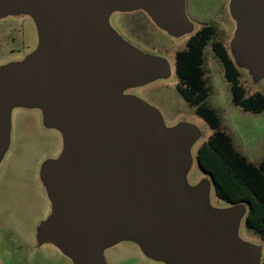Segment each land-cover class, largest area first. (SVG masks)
<instances>
[{
    "label": "water",
    "instance_id": "obj_1",
    "mask_svg": "<svg viewBox=\"0 0 264 264\" xmlns=\"http://www.w3.org/2000/svg\"><path fill=\"white\" fill-rule=\"evenodd\" d=\"M142 11L160 30H193L186 0H0V20L32 15L39 50L0 67V156L11 110L39 107L64 150L42 171L52 210L38 231L72 264H108L105 252L130 241L166 264H260L262 249L237 237L240 211L203 213L206 192L185 173L199 133L166 130L160 113L124 90L168 73L107 25L112 12ZM236 67L264 78V0H231Z\"/></svg>",
    "mask_w": 264,
    "mask_h": 264
},
{
    "label": "rangeland",
    "instance_id": "obj_2",
    "mask_svg": "<svg viewBox=\"0 0 264 264\" xmlns=\"http://www.w3.org/2000/svg\"><path fill=\"white\" fill-rule=\"evenodd\" d=\"M230 1L186 0V13L193 30L182 37H174V40L159 31L142 11L128 14L112 12L107 25L145 55L163 58L168 63L167 74L144 85L128 88L123 95L134 96L156 109L166 130L184 124L197 129L199 136L189 151L190 166L185 173V184L190 190H205L203 213L240 211L237 237L260 247V264H264V236L246 226L248 205H232L219 199L211 177L199 167L198 150L215 131L177 90L180 80L176 73V52L184 50L189 36L204 24H215L217 36L205 50L204 67L211 88V96L206 103L217 111L222 129L232 136L240 153L255 164L264 159V113L245 112L234 105L224 66L212 49L213 43L220 41L232 57L231 42L236 24L231 17ZM41 41L39 26L32 15L20 14L1 19L0 67L26 61L39 50ZM238 69L241 72L240 83L247 95L264 94V78L254 82L249 70ZM63 150L62 132L47 126L41 108L15 107L11 110L9 144L0 156V264H72L57 247L40 244L38 240L39 228L52 210L42 171L47 162L57 161ZM105 258L108 264H166L149 259L137 244L130 241L107 250Z\"/></svg>",
    "mask_w": 264,
    "mask_h": 264
},
{
    "label": "trees",
    "instance_id": "obj_3",
    "mask_svg": "<svg viewBox=\"0 0 264 264\" xmlns=\"http://www.w3.org/2000/svg\"><path fill=\"white\" fill-rule=\"evenodd\" d=\"M214 33L213 27L201 30L190 39L186 49L178 53L176 73L180 83L177 90L215 131L198 150L200 169L211 177L219 199L232 205H248L247 228L264 236V159L255 164L240 153L232 136L222 129L217 111L206 103L211 96V88L204 67L205 50ZM214 49L224 66L225 77L231 84L234 105L245 112L264 113V94L247 95L240 83L241 72L228 48L216 43Z\"/></svg>",
    "mask_w": 264,
    "mask_h": 264
},
{
    "label": "flooded vegetation",
    "instance_id": "obj_4",
    "mask_svg": "<svg viewBox=\"0 0 264 264\" xmlns=\"http://www.w3.org/2000/svg\"><path fill=\"white\" fill-rule=\"evenodd\" d=\"M143 13V12H142ZM152 22V21H151ZM156 27V26H155ZM208 27H213L214 29H215V33H214V37L213 38H216V36H217V29H216V26H215V24H212V23H208V24H204L195 34H193V35H191V36H189V38L186 40V47H187V45H188V42L190 41V39H192L193 37H195L196 36V34H198V32H200L201 30H203V29H205V28H208ZM157 28V27H156ZM159 31H161L162 33H164L165 35H169V34H167V33H165V32H163L162 30H160L159 28H157ZM170 36V35H169ZM170 38L171 39H175L174 37H171L170 36ZM177 40V39H176ZM216 43H222V42H220V41H215L214 43H213V45H212V49H213V52H214V55L216 56V57H218L217 56V54H216V52H215V49H214V46L216 45ZM223 44V43H222ZM224 45V44H223ZM225 46V45H224ZM226 47V46H225ZM186 49V48H185ZM182 51V50H181ZM180 51H177L176 52V54H175V59H176V57H177V55H178V53H179ZM150 259V258H149ZM152 260V259H151ZM154 262H156V261H154Z\"/></svg>",
    "mask_w": 264,
    "mask_h": 264
}]
</instances>
